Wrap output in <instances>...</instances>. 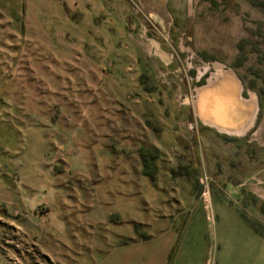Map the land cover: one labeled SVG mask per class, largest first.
Returning <instances> with one entry per match:
<instances>
[{"label": "rangeland", "instance_id": "374dc122", "mask_svg": "<svg viewBox=\"0 0 264 264\" xmlns=\"http://www.w3.org/2000/svg\"><path fill=\"white\" fill-rule=\"evenodd\" d=\"M215 65L244 134L198 113ZM168 239L264 264V0H0V264Z\"/></svg>", "mask_w": 264, "mask_h": 264}, {"label": "bare ground", "instance_id": "6f19581e", "mask_svg": "<svg viewBox=\"0 0 264 264\" xmlns=\"http://www.w3.org/2000/svg\"><path fill=\"white\" fill-rule=\"evenodd\" d=\"M209 85L199 93L198 113L206 125L227 134H244L254 123L257 114L256 96L244 100L239 79L233 71L215 65Z\"/></svg>", "mask_w": 264, "mask_h": 264}, {"label": "crops", "instance_id": "0c3cea01", "mask_svg": "<svg viewBox=\"0 0 264 264\" xmlns=\"http://www.w3.org/2000/svg\"><path fill=\"white\" fill-rule=\"evenodd\" d=\"M152 240V239H150ZM137 241L134 243H119L111 247L98 248L99 253H96L91 264H201L199 257L194 254H189L184 259H173L169 261V249L172 247L171 239L168 242L149 245L146 241ZM197 250V245H195ZM195 250V251H196ZM205 264H209V253ZM197 253H199L197 251Z\"/></svg>", "mask_w": 264, "mask_h": 264}]
</instances>
